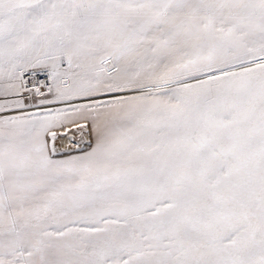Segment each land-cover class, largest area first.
I'll return each mask as SVG.
<instances>
[{"label":"snow or ice","instance_id":"6c2138e0","mask_svg":"<svg viewBox=\"0 0 264 264\" xmlns=\"http://www.w3.org/2000/svg\"><path fill=\"white\" fill-rule=\"evenodd\" d=\"M0 264H264V0H0Z\"/></svg>","mask_w":264,"mask_h":264}]
</instances>
